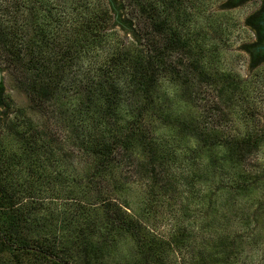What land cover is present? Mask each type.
I'll use <instances>...</instances> for the list:
<instances>
[{
    "label": "trees",
    "instance_id": "1",
    "mask_svg": "<svg viewBox=\"0 0 264 264\" xmlns=\"http://www.w3.org/2000/svg\"><path fill=\"white\" fill-rule=\"evenodd\" d=\"M134 1L154 39L143 40L122 0H0V69L15 76L29 99L12 108L2 77L0 264H234V253L226 250L237 244L196 252L185 227L166 235L146 223L155 218L158 183L172 178L163 168L178 158L173 139L152 130L165 121L161 80L169 72L175 83L179 72L165 64L164 52L182 50L184 62L200 73L206 52L202 47L196 54L192 46L200 45L181 33L180 22L189 19L179 10L182 0ZM244 2L225 0L220 9ZM243 25L253 34L240 44L252 72L264 65V0ZM259 117L263 130L264 107ZM50 121L66 129L68 151L84 162L80 170L70 171L65 155H58ZM252 130L245 142L255 146L263 135ZM218 144L221 158L229 160L236 147ZM131 157L140 162L148 194L138 213L125 189ZM61 198L65 206L58 211L52 204ZM189 248L193 254L182 257Z\"/></svg>",
    "mask_w": 264,
    "mask_h": 264
},
{
    "label": "rangeland",
    "instance_id": "2",
    "mask_svg": "<svg viewBox=\"0 0 264 264\" xmlns=\"http://www.w3.org/2000/svg\"><path fill=\"white\" fill-rule=\"evenodd\" d=\"M122 1L143 40L154 39L149 20L138 12L136 1ZM182 1L185 7L181 5L179 10L184 9L189 19L186 23L182 19L180 30L194 39L192 44L200 45L192 46L196 54L200 48L205 49V71L200 73L196 65L184 62L182 50L164 52L165 64L175 65L179 72L175 83L168 79L169 72L161 80L159 95L165 121L155 124L152 130L160 138L173 139V144L178 145V158L163 168L172 178L158 183L152 208L155 218L146 223H152L156 231L166 235L178 225L185 227L196 252L211 251L213 247L224 251L222 248L237 244L236 249L226 250L234 253V264H264V129L259 117L264 107V65L249 71L247 55L240 49L241 43L253 39L243 20L255 6L248 3L221 10L225 0ZM208 23L210 27L205 30ZM117 32L124 34L120 29ZM123 38L129 40V36ZM180 58L183 62H177ZM214 71L219 74L216 78ZM2 77L11 107L25 106L29 99L17 86L15 76L2 71ZM249 110L253 118L248 115ZM245 114L251 121L245 120ZM39 117L40 113L34 115ZM50 123L59 140L58 155H65L64 162L70 171L80 170L84 162L79 153L68 151V143L63 139L66 129L57 122ZM249 128L257 138L263 135L255 146L245 142ZM192 132L199 133L201 140L190 136ZM218 142L236 147L229 160L221 158ZM188 148L192 149L190 156ZM128 163L126 196L133 205L130 209L138 213L148 194L139 179V160L131 157ZM185 174L190 185L186 184ZM63 199L52 204L58 211L65 206ZM186 251L182 250L180 255L193 254L190 248L189 253Z\"/></svg>",
    "mask_w": 264,
    "mask_h": 264
},
{
    "label": "flooded vegetation",
    "instance_id": "3",
    "mask_svg": "<svg viewBox=\"0 0 264 264\" xmlns=\"http://www.w3.org/2000/svg\"><path fill=\"white\" fill-rule=\"evenodd\" d=\"M244 1L245 2L243 4H241V5H245V4H248V3L249 4H253L254 3V6H256V5L261 3V0H244ZM238 6H240V5H238ZM238 6H236V7H238ZM263 34H264V30H263Z\"/></svg>",
    "mask_w": 264,
    "mask_h": 264
},
{
    "label": "water",
    "instance_id": "4",
    "mask_svg": "<svg viewBox=\"0 0 264 264\" xmlns=\"http://www.w3.org/2000/svg\"><path fill=\"white\" fill-rule=\"evenodd\" d=\"M1 80H2V71L0 69V82H1Z\"/></svg>",
    "mask_w": 264,
    "mask_h": 264
}]
</instances>
